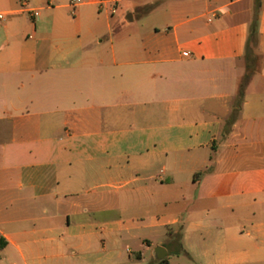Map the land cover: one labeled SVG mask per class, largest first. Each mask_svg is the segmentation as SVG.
Here are the masks:
<instances>
[{
	"label": "crops",
	"instance_id": "0c3cea01",
	"mask_svg": "<svg viewBox=\"0 0 264 264\" xmlns=\"http://www.w3.org/2000/svg\"><path fill=\"white\" fill-rule=\"evenodd\" d=\"M71 2L0 0V264H264V0Z\"/></svg>",
	"mask_w": 264,
	"mask_h": 264
},
{
	"label": "rangeland",
	"instance_id": "374dc122",
	"mask_svg": "<svg viewBox=\"0 0 264 264\" xmlns=\"http://www.w3.org/2000/svg\"><path fill=\"white\" fill-rule=\"evenodd\" d=\"M131 27L129 24L125 25V32H129L131 31ZM148 238H150L152 245L151 248H147L143 246V242L142 240L138 239H134V240H128V241H124V248L129 246L130 248H132V250L136 253L142 252L144 257L146 259L149 260V264H158V260L157 257L155 256L154 258V251L158 248V247H162L164 249H167L170 253V255L168 256V260L170 262V264H196L199 263V258L194 255L193 253H190V257L186 256V255H174V253L172 252V248L171 245H169L168 243V239L167 237L163 236V237H158L155 235H147ZM127 259V258H126ZM4 264V263H2ZM130 264H144V262H138V261H134L133 263Z\"/></svg>",
	"mask_w": 264,
	"mask_h": 264
},
{
	"label": "trees",
	"instance_id": "16d2710c",
	"mask_svg": "<svg viewBox=\"0 0 264 264\" xmlns=\"http://www.w3.org/2000/svg\"><path fill=\"white\" fill-rule=\"evenodd\" d=\"M258 6L260 8V2L258 3ZM258 37H259V32H258V13H257L249 29V38H248L247 49L245 53L246 73L241 82L239 93L237 95V100H236L237 110H235V113H237L238 108L241 105L244 92H245V86L250 80L252 74L255 72V68L258 63V56L256 53V50L258 47ZM5 246H6L5 241H3V239L0 238V249H3ZM158 264H169V262L166 258L163 261H159Z\"/></svg>",
	"mask_w": 264,
	"mask_h": 264
},
{
	"label": "water",
	"instance_id": "95a60500",
	"mask_svg": "<svg viewBox=\"0 0 264 264\" xmlns=\"http://www.w3.org/2000/svg\"><path fill=\"white\" fill-rule=\"evenodd\" d=\"M155 252H156V257H157L158 261H163L166 259V257H167L166 249H164L162 247H158Z\"/></svg>",
	"mask_w": 264,
	"mask_h": 264
},
{
	"label": "built area",
	"instance_id": "2783aa9c",
	"mask_svg": "<svg viewBox=\"0 0 264 264\" xmlns=\"http://www.w3.org/2000/svg\"><path fill=\"white\" fill-rule=\"evenodd\" d=\"M82 2H83V0H72L71 5L74 8H76L77 5L81 4ZM33 14H34V17H36V18L39 17V13L38 12L33 11ZM3 19H4L3 15H0V20H3Z\"/></svg>",
	"mask_w": 264,
	"mask_h": 264
}]
</instances>
